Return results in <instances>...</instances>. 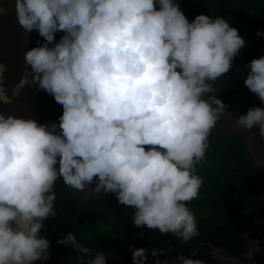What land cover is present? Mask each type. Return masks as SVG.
Listing matches in <instances>:
<instances>
[{"label":"clouds","instance_id":"9594fccd","mask_svg":"<svg viewBox=\"0 0 264 264\" xmlns=\"http://www.w3.org/2000/svg\"><path fill=\"white\" fill-rule=\"evenodd\" d=\"M15 7L26 32L38 30L46 42L25 52L31 73L25 69L12 95L31 75L63 112L59 124L0 113V264L49 258L40 233L57 215L61 178L79 191L94 185L98 194L114 193L135 208L136 226L184 241L198 235L187 202L199 195L196 166L227 113L215 82L247 44L238 29L219 15L189 22L176 0H16ZM58 31L64 35L49 46ZM249 68L244 83L264 102V55ZM0 99L10 102L2 88ZM234 123L264 139V108ZM57 242L80 253L78 264H107L71 231ZM148 251L133 248L134 264H145ZM154 264L206 262L178 253Z\"/></svg>","mask_w":264,"mask_h":264},{"label":"trees","instance_id":"16d2710c","mask_svg":"<svg viewBox=\"0 0 264 264\" xmlns=\"http://www.w3.org/2000/svg\"><path fill=\"white\" fill-rule=\"evenodd\" d=\"M189 22L198 14L222 16L238 29L247 44L234 57L232 67L216 82L215 95L220 92L224 101L238 114L249 108H264L259 96L244 83L253 58L264 55V0H176ZM159 6L157 5V8ZM61 31L55 40H60ZM40 43L46 42L39 35ZM218 90V91H217ZM63 107L46 90H40V124L56 122ZM205 158L196 166L203 178L199 195L187 202L197 220L198 235L189 241L158 229L136 226L133 206L120 203L112 192L79 197L72 188L55 182L56 217L44 221L41 235L50 242V256L36 264H78L80 253L58 243L67 232H73L78 241L105 254L107 264H134L133 248L144 247L145 264L155 259L171 262L178 253L202 259L206 264H264V255L258 243L264 232V178L252 156L241 131H228L212 139ZM150 147V146H145ZM93 189L94 185H90ZM156 248V257L151 249ZM254 252L256 257L249 254Z\"/></svg>","mask_w":264,"mask_h":264},{"label":"water","instance_id":"95a60500","mask_svg":"<svg viewBox=\"0 0 264 264\" xmlns=\"http://www.w3.org/2000/svg\"><path fill=\"white\" fill-rule=\"evenodd\" d=\"M15 2L16 0H0V66H3L0 88L10 99L8 103L0 99V113L24 119L32 118L39 123L41 88L31 82V75L19 94L12 95L13 88L25 75V69L31 73V66L25 61V52L40 45L38 30L26 32L19 24Z\"/></svg>","mask_w":264,"mask_h":264},{"label":"rangeland","instance_id":"374dc122","mask_svg":"<svg viewBox=\"0 0 264 264\" xmlns=\"http://www.w3.org/2000/svg\"><path fill=\"white\" fill-rule=\"evenodd\" d=\"M62 35H64V32L61 31L60 33V38L62 37ZM218 91V90H217ZM218 98L221 99L224 104L226 105V110L227 113L230 114L229 115L226 113L220 121L217 122L216 126L212 129L211 131V135L210 138L212 139H217L223 135H225L228 131H241L246 139V142L248 144V147L252 153L253 158L255 159V162L264 178V139H262L259 135H258V130L256 128L252 129V130H243L241 128H238L235 123L234 120L238 119L239 115L234 109H232L222 98L220 92L218 91ZM74 192L79 196V197H84L87 198L90 195L93 194V189L90 185H88L85 190L83 191H79L76 189H73ZM258 249L259 251L264 255V232L261 236V239L258 243ZM251 257H256V255L254 254V252L252 251L249 254Z\"/></svg>","mask_w":264,"mask_h":264}]
</instances>
